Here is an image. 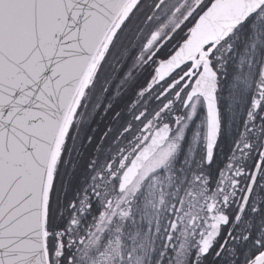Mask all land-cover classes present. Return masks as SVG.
Segmentation results:
<instances>
[{
  "label": "snow or ice",
  "instance_id": "obj_1",
  "mask_svg": "<svg viewBox=\"0 0 264 264\" xmlns=\"http://www.w3.org/2000/svg\"><path fill=\"white\" fill-rule=\"evenodd\" d=\"M0 264H264V0H0Z\"/></svg>",
  "mask_w": 264,
  "mask_h": 264
}]
</instances>
